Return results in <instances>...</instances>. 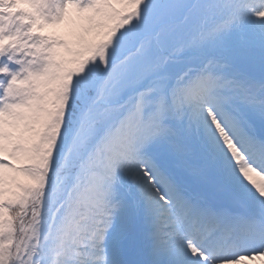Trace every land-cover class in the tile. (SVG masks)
<instances>
[{
	"label": "snow or ice",
	"instance_id": "6c2138e0",
	"mask_svg": "<svg viewBox=\"0 0 264 264\" xmlns=\"http://www.w3.org/2000/svg\"><path fill=\"white\" fill-rule=\"evenodd\" d=\"M256 261L264 0H0V264Z\"/></svg>",
	"mask_w": 264,
	"mask_h": 264
},
{
	"label": "bare ground",
	"instance_id": "6f19581e",
	"mask_svg": "<svg viewBox=\"0 0 264 264\" xmlns=\"http://www.w3.org/2000/svg\"><path fill=\"white\" fill-rule=\"evenodd\" d=\"M46 34L61 35L63 34V29L62 28H48L46 29ZM255 264H264V261H256Z\"/></svg>",
	"mask_w": 264,
	"mask_h": 264
}]
</instances>
